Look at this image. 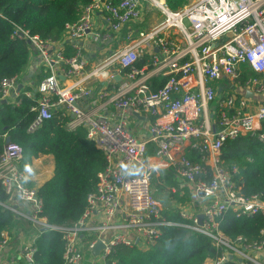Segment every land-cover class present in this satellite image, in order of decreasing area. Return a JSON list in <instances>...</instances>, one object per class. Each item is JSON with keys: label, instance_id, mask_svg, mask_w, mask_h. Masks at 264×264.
I'll return each mask as SVG.
<instances>
[{"label": "built area", "instance_id": "obj_1", "mask_svg": "<svg viewBox=\"0 0 264 264\" xmlns=\"http://www.w3.org/2000/svg\"><path fill=\"white\" fill-rule=\"evenodd\" d=\"M141 1L90 0L79 19L66 23L57 39L42 38L14 24L11 37L28 43L29 62L35 55L39 71L42 68L46 74L37 83L26 79L17 89L28 62L21 71L0 79V100L12 96L16 105L22 94L34 99L35 116L28 132L54 110H63L69 115V129L86 128L105 165L97 173L95 190L87 195L80 218L69 225L52 224L39 215L42 204L36 188L27 184L29 175L18 165L21 146L4 140L7 135L2 133L0 185L8 199L0 205L36 224L37 234L43 229L61 233L62 264H80L85 249H91L97 239L103 243L99 262L116 264L112 253L117 245L148 248L164 225L188 227L209 237L219 253L204 264H264V225L257 234L229 238L216 220L229 207L236 216L264 215L261 194L246 196L235 189L219 157L224 141L255 132L264 120V0H186L176 8L165 0H145L162 18L148 29L137 30L133 25L141 18ZM95 13H100V24L93 19ZM87 35L99 48L93 63H88L81 41ZM66 42L73 49L71 55L65 54ZM145 54L149 61L137 65ZM246 68L256 75L247 74L241 81ZM154 78L160 80L158 85L152 83ZM65 79L72 83H63ZM92 93L98 102L85 105ZM136 114L149 117L144 137L130 127ZM149 143L155 146L156 164L143 159ZM190 150L198 160L188 157ZM160 168H171L191 184L194 193H204L201 223L197 214L184 210L180 215L191 223L164 217L151 186ZM12 198L28 206L18 208ZM0 235V264H33L36 235L8 258L2 253L9 231L4 229Z\"/></svg>", "mask_w": 264, "mask_h": 264}, {"label": "trees", "instance_id": "obj_2", "mask_svg": "<svg viewBox=\"0 0 264 264\" xmlns=\"http://www.w3.org/2000/svg\"><path fill=\"white\" fill-rule=\"evenodd\" d=\"M108 1L117 3L119 0ZM165 1L176 8L186 0ZM88 2L90 0H0V79L21 71L29 62L28 43L11 37L14 24L42 38L57 39L62 35L66 23L79 19L82 7ZM72 52L66 42L65 54L71 55ZM148 61V55L145 54L137 65L141 66ZM40 69L34 76L35 83L46 74ZM245 71L241 81L247 74L256 75L250 69L246 68ZM159 82L152 80L156 85ZM20 96V103L16 105L0 100V136L6 133L9 141L21 146L22 156L18 165L22 169L28 167L32 159L40 154L52 155L54 167L51 177L35 187L36 196L42 204L39 215L52 224H72L82 215L87 195L95 190L97 173L105 165L104 156L87 138L84 126L75 129L66 126L69 115L61 109L54 110L52 116L45 119L36 130L28 132L27 127L35 116V111L31 110L35 101L23 94ZM259 134L263 135L262 139ZM4 140L0 137V151ZM152 150L150 145L146 153ZM187 155L193 161L199 159L193 150L188 151ZM219 157L220 164L230 172V180L235 189L246 196L261 194L264 199V120L255 132L239 134L224 141ZM172 171L159 177V182L155 183L154 196L170 186ZM7 199L0 185V201L5 202ZM186 199L183 197L179 200L184 202ZM162 214L171 221L192 222L183 218L179 210L170 209V206ZM16 217L10 209L0 205V232L4 229L10 231ZM216 220L220 230L229 238L257 234L264 225L262 213H254L249 217L236 216L231 207L218 215ZM35 247L33 264H62L64 239L58 231L41 230L35 237ZM218 253V249L205 234L188 227L164 225L161 234L150 247L143 249L137 244H120L115 247L112 256L116 264H204L206 259L216 257ZM228 264L233 263L229 261Z\"/></svg>", "mask_w": 264, "mask_h": 264}, {"label": "crops", "instance_id": "obj_3", "mask_svg": "<svg viewBox=\"0 0 264 264\" xmlns=\"http://www.w3.org/2000/svg\"><path fill=\"white\" fill-rule=\"evenodd\" d=\"M139 8L141 13L140 15L141 18L138 21V23L133 25V28L137 30L148 29L153 25H155L162 18L161 14L148 1L142 0ZM93 19L97 20V22L100 24V19H101L100 13H95L93 15ZM101 24L105 28L108 27L106 21L104 22L102 21ZM126 30L127 28H124L119 34H117L114 38L115 41L119 40ZM81 41H83V45L85 47V48L83 47L84 51L87 52L88 55V63L95 62L97 59L96 54L99 48H95L96 46H94L91 43V40L89 39V35H87ZM39 67L40 66L38 63V59L34 55L30 59V62L27 67V71L24 74V76H26L27 81L31 83L34 81V76L36 74V71H39ZM153 80H157V79L154 78ZM63 83L71 84L72 81L70 79H65L63 80ZM251 95L252 93L249 94L250 97ZM253 98L259 99L261 98V95H253ZM11 100H12V96L11 98H8L4 101L11 103ZM97 102H98L97 97L95 96L94 93H92L85 100V105H89V104L95 105ZM148 125H149V117L144 114L136 115L130 121V127L132 128V130L141 137L147 135ZM150 145L152 146L153 150L151 153H145V157L143 159L146 162L156 164L157 158L154 157L155 146L153 143H149L147 146V150ZM53 167H54V161L51 154H40L38 157L33 158L32 163L28 167L24 168L25 172L29 175V178L27 179V184L31 183L30 186H34V187L40 185L41 183H43L44 181H46L51 177L53 173ZM169 170L172 171L171 168L168 169L160 168L156 170L155 175L151 181V186L153 184L152 190H156L155 183L159 182V177L161 176L164 177L165 175H167ZM163 192L167 193L170 196V201H169L170 209L179 210V212L184 210L187 211L188 214L200 213L204 200L198 194L193 192L190 183L179 178L174 173L170 175V186H167ZM183 197H187V199L184 202H181L179 199ZM10 202L16 205L18 208L26 209V207L28 206L26 202L19 201L14 198H12ZM88 222H90V220H88ZM37 231H38V226L36 224H32L31 222L25 219L16 217L15 225L9 231V241L3 249V253H2L3 257L8 258L10 256H14L17 253V251H19V248L22 247V245H24L29 238L37 234ZM86 250L84 251V257L80 264H101L99 262L97 255H92L90 253V249H86Z\"/></svg>", "mask_w": 264, "mask_h": 264}, {"label": "water", "instance_id": "obj_4", "mask_svg": "<svg viewBox=\"0 0 264 264\" xmlns=\"http://www.w3.org/2000/svg\"><path fill=\"white\" fill-rule=\"evenodd\" d=\"M115 78H116V79H119V75H116ZM25 80H26V76H25V77L22 79V81L17 85V89H20V88L22 87V84L24 83ZM246 94L249 95L250 93L247 92ZM3 101H4V100H3ZM136 115H138V114H136ZM6 140L9 141L8 138H7ZM197 194H198L199 196H203V195H204V193H203L202 191H200V190L197 191ZM197 219H198V223H201L202 213H198V214H197ZM102 247H103V243H102V241H101L100 239H97L96 242H95V244L93 245V247L90 249V253H91L92 255H97Z\"/></svg>", "mask_w": 264, "mask_h": 264}, {"label": "rangeland", "instance_id": "obj_5", "mask_svg": "<svg viewBox=\"0 0 264 264\" xmlns=\"http://www.w3.org/2000/svg\"><path fill=\"white\" fill-rule=\"evenodd\" d=\"M152 186H153V184H152ZM154 191V190H153ZM157 199H158V201L160 202V204H161V206H162V211L164 210V209H166V208H168L170 205H169V201H170V196L167 194V193H165V192H161V193H159L158 194V196H155ZM160 198V199H159ZM165 202V203H164ZM168 202V203H167ZM82 243V245H83V242H81ZM85 248V247H84ZM86 250V249H85ZM86 252H87V250H86Z\"/></svg>", "mask_w": 264, "mask_h": 264}]
</instances>
